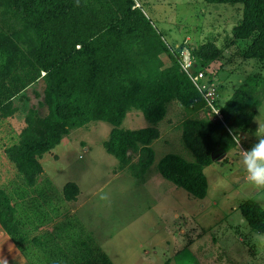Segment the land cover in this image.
<instances>
[{
    "label": "trees",
    "instance_id": "1",
    "mask_svg": "<svg viewBox=\"0 0 264 264\" xmlns=\"http://www.w3.org/2000/svg\"><path fill=\"white\" fill-rule=\"evenodd\" d=\"M205 2L241 6L229 45H243L238 55L258 68L244 77L223 106H218L216 89L214 105L222 121L182 70L183 44L169 48L136 0H80L78 7L76 0H0V149L24 187H36L44 154L70 130L91 122L112 127L104 150L117 160L119 170L141 181L154 161L151 144L160 137L156 125L164 120L167 105L176 102L190 115L182 122L181 141L194 160L166 154L157 171L191 197L205 198L204 169L216 155L237 149L228 129L238 130L240 136L248 133L264 98V0ZM190 50L193 72H202L201 82L214 87L217 74L209 67L222 50L215 41ZM36 84L43 87L38 105L46 113L29 109L15 134L7 122L17 110L14 99ZM130 110L140 111L152 126L121 129ZM61 191L67 202L79 195L75 183ZM237 210L253 232L264 235V210L258 202L244 199ZM36 218L38 227L40 219L50 220L47 215ZM0 228L26 264H114L73 215L54 223L51 231L35 234L20 221L1 187Z\"/></svg>",
    "mask_w": 264,
    "mask_h": 264
},
{
    "label": "rangeland",
    "instance_id": "2",
    "mask_svg": "<svg viewBox=\"0 0 264 264\" xmlns=\"http://www.w3.org/2000/svg\"><path fill=\"white\" fill-rule=\"evenodd\" d=\"M136 2L169 48L176 50L183 44L181 61L192 60L191 47L215 41L222 56L210 64L209 72L217 74L214 87L218 106L227 102L245 76L258 70L256 62L238 55L243 45H229L231 29L241 19L240 5L209 4L205 0ZM42 92V85L36 84L14 99L17 110L7 120L13 133L18 134L24 126L29 109L37 108L41 116L46 113V108L38 105ZM189 116L176 102L167 105L164 120L156 125L160 137L151 144L153 164L141 181L129 171L119 170L117 160L104 150L112 127L91 122L70 130L58 146L42 156L43 172L31 190L23 186L0 149V187L10 196L20 221L35 234L47 233L54 223L73 215L114 264H264V235L253 232L237 210L244 199L257 200L264 210V189L246 182L238 148L221 161L216 155L217 162L204 169L208 189L202 200L158 173L157 164L166 154L193 162L192 153L181 141V125ZM151 126L140 111L130 110L120 128ZM259 126L264 128V98L249 132L240 136L247 150L257 142ZM67 183L79 188L75 201L67 202L62 196ZM102 192L108 194L107 201L99 199ZM45 215L50 220L40 219L43 223L38 227L34 220ZM24 231L31 236L29 230ZM3 250L0 259L6 258ZM8 256V264H25L13 249Z\"/></svg>",
    "mask_w": 264,
    "mask_h": 264
},
{
    "label": "clouds",
    "instance_id": "3",
    "mask_svg": "<svg viewBox=\"0 0 264 264\" xmlns=\"http://www.w3.org/2000/svg\"><path fill=\"white\" fill-rule=\"evenodd\" d=\"M80 0H76L78 7ZM232 141L240 147L241 164L245 172L246 182L256 189H264V128L259 126L257 131V142L254 143L249 150H241V137L238 130L228 129ZM101 201H107L109 196L106 192H102L99 196ZM0 264H8L7 259H0Z\"/></svg>",
    "mask_w": 264,
    "mask_h": 264
},
{
    "label": "built area",
    "instance_id": "4",
    "mask_svg": "<svg viewBox=\"0 0 264 264\" xmlns=\"http://www.w3.org/2000/svg\"><path fill=\"white\" fill-rule=\"evenodd\" d=\"M136 7L139 5L136 2ZM182 70L184 73L189 77L190 81L192 82L193 86L197 89V91L201 94L203 100L206 103V106L210 108L214 117L222 121V115L220 114L219 110L215 107L214 102L216 99V89L214 87H208L203 84L201 79H203V73L195 74L192 71V63L190 60L180 62ZM242 139V138H241ZM237 148L240 152V147L237 145ZM241 150H247L241 145Z\"/></svg>",
    "mask_w": 264,
    "mask_h": 264
},
{
    "label": "crops",
    "instance_id": "5",
    "mask_svg": "<svg viewBox=\"0 0 264 264\" xmlns=\"http://www.w3.org/2000/svg\"><path fill=\"white\" fill-rule=\"evenodd\" d=\"M225 158H226V155H225ZM215 162H217V161H215ZM255 201H257V200H255ZM0 241H1V243H2V245L4 244V246H2L1 248H0V251L1 250H3L2 252H3V256H5L6 258L7 257H9L8 256V253L10 252V250H14V252H16L17 254H19V252L17 251V249L15 248V246L13 245V243L11 242V240L9 239V237L1 230V228H0ZM2 256V257H3ZM7 261H11L10 259H7ZM14 263H16V262H14ZM25 264H26V262H25Z\"/></svg>",
    "mask_w": 264,
    "mask_h": 264
},
{
    "label": "water",
    "instance_id": "6",
    "mask_svg": "<svg viewBox=\"0 0 264 264\" xmlns=\"http://www.w3.org/2000/svg\"><path fill=\"white\" fill-rule=\"evenodd\" d=\"M225 158V155H222L218 158L219 161L223 160Z\"/></svg>",
    "mask_w": 264,
    "mask_h": 264
}]
</instances>
